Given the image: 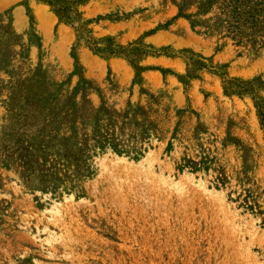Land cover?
<instances>
[{"label":"rangeland","instance_id":"rangeland-1","mask_svg":"<svg viewBox=\"0 0 264 264\" xmlns=\"http://www.w3.org/2000/svg\"><path fill=\"white\" fill-rule=\"evenodd\" d=\"M81 1L94 38L176 56L96 53L41 0H0V264H264L263 124L218 73L264 99V47L196 33L173 0ZM13 128L51 136L25 171Z\"/></svg>","mask_w":264,"mask_h":264},{"label":"trees","instance_id":"trees-1","mask_svg":"<svg viewBox=\"0 0 264 264\" xmlns=\"http://www.w3.org/2000/svg\"><path fill=\"white\" fill-rule=\"evenodd\" d=\"M49 5L52 12L66 24L74 28L78 42L85 41L88 46H91L96 53L105 54L107 56H122L130 60L143 59L147 55L170 54L175 57L174 50L154 49L142 43L141 39L136 40L130 45L118 44L112 36H105L96 39L92 36L91 31L88 29L89 20L82 16L79 12L81 0H41ZM177 5L176 17H182L189 21L190 27L196 33L205 35L206 37H216L222 40V45H225L228 40L238 48H243L246 51H257L264 47V0H173ZM194 68L190 71H198L203 68H208V65L201 59H192L186 55ZM222 76V83L224 90L227 94L238 95H252V99L257 109L261 124L264 129V99H260L254 95L253 84L249 81H244L239 78H229L224 71L218 72ZM27 83L20 87V92H16V97L13 98L12 105L9 110H12V123H20L22 126L27 127L29 112L28 107L32 105V100H28L27 94L30 90ZM25 91V92H23ZM22 92V93H21ZM17 93L19 96H17ZM45 98V97H43ZM38 101H41L38 99ZM22 102V103H19ZM18 108V111H14ZM67 112V110H66ZM40 115V114H39ZM22 119V120H21ZM18 128H13L11 137L16 140L10 149L12 154H16L15 160L23 171L28 170L34 160V152L41 150V145L44 139L48 142L51 136L43 135L40 137L39 143L36 146L30 143L27 136L18 132ZM107 138V134L101 135ZM63 147L68 146L70 137H63ZM87 143L85 138L83 144ZM7 142L4 141L0 149V156L7 155L9 148ZM248 196L246 201H250V191L247 190ZM254 205H257L254 203ZM252 207V205H251Z\"/></svg>","mask_w":264,"mask_h":264}]
</instances>
